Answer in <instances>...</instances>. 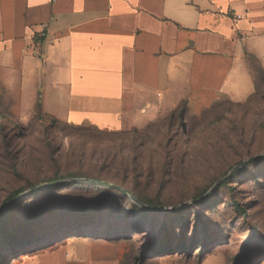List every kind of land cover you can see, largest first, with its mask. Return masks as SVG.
Returning a JSON list of instances; mask_svg holds the SVG:
<instances>
[{
    "label": "rangeland",
    "instance_id": "374dc122",
    "mask_svg": "<svg viewBox=\"0 0 264 264\" xmlns=\"http://www.w3.org/2000/svg\"><path fill=\"white\" fill-rule=\"evenodd\" d=\"M256 83L244 103L186 100L117 131L70 126L42 110L22 116L2 95L0 213L24 196L0 217V264L16 260L5 256L11 242L60 230L69 235L47 248L105 238L121 264H264V159L240 167L264 155L260 69ZM74 180L107 182L132 199Z\"/></svg>",
    "mask_w": 264,
    "mask_h": 264
},
{
    "label": "crops",
    "instance_id": "0c3cea01",
    "mask_svg": "<svg viewBox=\"0 0 264 264\" xmlns=\"http://www.w3.org/2000/svg\"><path fill=\"white\" fill-rule=\"evenodd\" d=\"M258 69L264 0H0V101L22 116L117 131L186 100L244 103ZM24 255L13 264L123 261L105 238Z\"/></svg>",
    "mask_w": 264,
    "mask_h": 264
},
{
    "label": "trees",
    "instance_id": "16d2710c",
    "mask_svg": "<svg viewBox=\"0 0 264 264\" xmlns=\"http://www.w3.org/2000/svg\"><path fill=\"white\" fill-rule=\"evenodd\" d=\"M40 111H41V107L39 108L38 112ZM18 195L19 193L15 194L12 199L16 198ZM67 235H69L67 234V231L60 230V231L49 232L47 234L45 233L31 241L30 240L26 241V243L11 242L10 244H8V247H6L5 249L6 259H11V258L17 259L21 255L33 253L40 249L51 247L53 243H59Z\"/></svg>",
    "mask_w": 264,
    "mask_h": 264
},
{
    "label": "water",
    "instance_id": "95a60500",
    "mask_svg": "<svg viewBox=\"0 0 264 264\" xmlns=\"http://www.w3.org/2000/svg\"><path fill=\"white\" fill-rule=\"evenodd\" d=\"M260 159H264V155H260V156H257V157H254V158H251L250 160H248L247 162H245L244 164H241V166H245V165H248L250 163H253L257 160H260ZM227 178H224L222 180H220L211 190L210 192L207 194H211V193H214L225 181H226ZM75 182H85V183H90V184H96V185H100V186H104V187H108L110 189H114V190H117V191H120L122 192L125 196H127L128 198H131L132 197L128 194L127 191H125L124 189L116 186V185H113V184H110V183H107V182H98V181H91V180H74ZM58 185V183H53V184H46V185H43V186H40V187H35L31 190V193L34 192V191H39V190H43V189H46V188H50V187H53V186H56ZM24 195L22 196H19L17 198H15L14 200H12V202L10 203V205L4 209L1 213H0V217H2L6 211L20 198H22ZM144 206V205H142Z\"/></svg>",
    "mask_w": 264,
    "mask_h": 264
}]
</instances>
